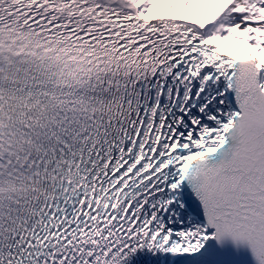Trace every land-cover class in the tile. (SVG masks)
<instances>
[{
    "label": "snow or ice",
    "instance_id": "1",
    "mask_svg": "<svg viewBox=\"0 0 264 264\" xmlns=\"http://www.w3.org/2000/svg\"><path fill=\"white\" fill-rule=\"evenodd\" d=\"M0 264H264V0H0Z\"/></svg>",
    "mask_w": 264,
    "mask_h": 264
}]
</instances>
